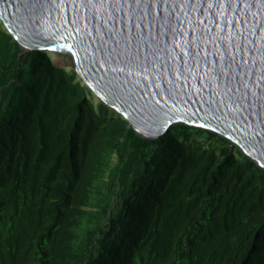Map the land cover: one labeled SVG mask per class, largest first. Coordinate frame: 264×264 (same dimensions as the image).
Listing matches in <instances>:
<instances>
[{
    "label": "trees",
    "instance_id": "obj_1",
    "mask_svg": "<svg viewBox=\"0 0 264 264\" xmlns=\"http://www.w3.org/2000/svg\"><path fill=\"white\" fill-rule=\"evenodd\" d=\"M75 74L0 25V264H264V168L185 123L144 138Z\"/></svg>",
    "mask_w": 264,
    "mask_h": 264
},
{
    "label": "water",
    "instance_id": "obj_2",
    "mask_svg": "<svg viewBox=\"0 0 264 264\" xmlns=\"http://www.w3.org/2000/svg\"><path fill=\"white\" fill-rule=\"evenodd\" d=\"M0 17L138 135L185 123L264 167V0H0Z\"/></svg>",
    "mask_w": 264,
    "mask_h": 264
},
{
    "label": "rangeland",
    "instance_id": "obj_3",
    "mask_svg": "<svg viewBox=\"0 0 264 264\" xmlns=\"http://www.w3.org/2000/svg\"><path fill=\"white\" fill-rule=\"evenodd\" d=\"M0 25L3 27V29L5 30V26L0 22ZM12 37V36H11ZM12 39H14L12 37ZM23 50V49H22ZM48 57L50 58V60L61 66L64 70L66 71H70L72 68H71V59L69 58V56L63 54V55H60V54H57L56 57H54V59H51L52 57V54L51 53H47ZM50 55V56H49ZM75 79L78 80L79 77L77 76V74H75ZM82 84H84L82 81H81ZM84 86H86L84 84ZM87 87V86H86ZM86 95L90 98L91 102L93 103V106L96 108L97 107V104L100 102L98 101V98L95 96V94L92 92V93H89L87 92ZM207 143H203L202 145L203 146H206ZM116 162V156L114 153H112L110 155V159H109V166H112L114 163ZM108 172V169L105 170L104 172V177H106V174Z\"/></svg>",
    "mask_w": 264,
    "mask_h": 264
},
{
    "label": "bare ground",
    "instance_id": "obj_4",
    "mask_svg": "<svg viewBox=\"0 0 264 264\" xmlns=\"http://www.w3.org/2000/svg\"><path fill=\"white\" fill-rule=\"evenodd\" d=\"M0 22L5 26V23H4V21H3V18L2 17H0ZM6 27V26H5ZM51 54H52V57H51V59H54V57H56V55H57V53H53V52H50ZM50 56V55H49ZM50 59V58H49Z\"/></svg>",
    "mask_w": 264,
    "mask_h": 264
},
{
    "label": "clouds",
    "instance_id": "obj_5",
    "mask_svg": "<svg viewBox=\"0 0 264 264\" xmlns=\"http://www.w3.org/2000/svg\"><path fill=\"white\" fill-rule=\"evenodd\" d=\"M245 155V154H244ZM246 156V155H245Z\"/></svg>",
    "mask_w": 264,
    "mask_h": 264
}]
</instances>
